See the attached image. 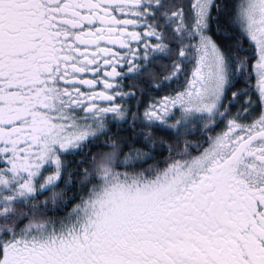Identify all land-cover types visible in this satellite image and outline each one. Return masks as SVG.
<instances>
[{
	"label": "snow or ice",
	"instance_id": "snow-or-ice-1",
	"mask_svg": "<svg viewBox=\"0 0 264 264\" xmlns=\"http://www.w3.org/2000/svg\"><path fill=\"white\" fill-rule=\"evenodd\" d=\"M0 264H264V0H0Z\"/></svg>",
	"mask_w": 264,
	"mask_h": 264
},
{
	"label": "flooded vegetation",
	"instance_id": "flooded-vegetation-1",
	"mask_svg": "<svg viewBox=\"0 0 264 264\" xmlns=\"http://www.w3.org/2000/svg\"><path fill=\"white\" fill-rule=\"evenodd\" d=\"M252 84L254 85L255 84V80L252 81ZM247 86L243 83H240V84H237L236 85V88H232L229 92H228V99H231V92L232 91H236L237 89H243V88H246ZM255 98V97H254ZM243 99V97L241 98ZM228 100L226 99L225 100V103H227ZM232 111L235 112L236 111V107H233L232 108ZM261 111L260 107H256L255 108V111L253 113V116H256V115H259V112Z\"/></svg>",
	"mask_w": 264,
	"mask_h": 264
},
{
	"label": "trees",
	"instance_id": "trees-1",
	"mask_svg": "<svg viewBox=\"0 0 264 264\" xmlns=\"http://www.w3.org/2000/svg\"><path fill=\"white\" fill-rule=\"evenodd\" d=\"M69 159H72V158L70 157ZM77 159H78V158H77ZM70 167H71V165H70ZM65 178H66V179L68 178V177H67V174H66ZM61 186H63V182H61ZM57 191H58V190H57ZM45 195H50V193H45ZM41 199H43V197H41Z\"/></svg>",
	"mask_w": 264,
	"mask_h": 264
}]
</instances>
